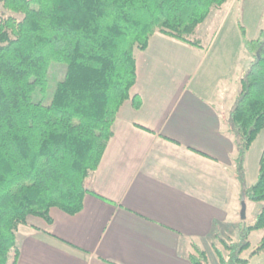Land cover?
Returning <instances> with one entry per match:
<instances>
[{
  "label": "trees",
  "instance_id": "obj_1",
  "mask_svg": "<svg viewBox=\"0 0 264 264\" xmlns=\"http://www.w3.org/2000/svg\"><path fill=\"white\" fill-rule=\"evenodd\" d=\"M229 0H0V264H16V231L29 215L50 221V209L82 210L85 180L99 166L113 135L118 111L131 99L136 53L162 33L192 45L212 10ZM250 54L239 77V91L225 118L236 145L233 177L239 199L261 204L252 224L241 220L236 240L217 229L213 242L219 264H248L252 230L263 234L254 254H264V149L255 182L246 184L245 160L264 129V28L245 38ZM64 76L48 103L50 66ZM191 264H210L194 242Z\"/></svg>",
  "mask_w": 264,
  "mask_h": 264
},
{
  "label": "crops",
  "instance_id": "obj_2",
  "mask_svg": "<svg viewBox=\"0 0 264 264\" xmlns=\"http://www.w3.org/2000/svg\"><path fill=\"white\" fill-rule=\"evenodd\" d=\"M248 54L233 29L199 46L156 32L136 53L140 108L120 107L82 210L29 215L16 264H191L190 243L205 247L237 213L225 118Z\"/></svg>",
  "mask_w": 264,
  "mask_h": 264
},
{
  "label": "rangeland",
  "instance_id": "obj_3",
  "mask_svg": "<svg viewBox=\"0 0 264 264\" xmlns=\"http://www.w3.org/2000/svg\"><path fill=\"white\" fill-rule=\"evenodd\" d=\"M245 30L246 39H254L258 36L261 29L264 28V0H229L222 8L218 10H212L209 16L206 18L196 32L197 38L200 42H204L209 37L210 33H214L217 28L233 29L239 31V35L243 38L240 28ZM205 31V32H204ZM225 32H222L223 35ZM205 34H208L205 36ZM244 40V38H243ZM245 42V41H244ZM249 55V54H248ZM60 63H53L50 66V72L48 76V84L43 92H36L34 95L35 100H40L46 104L51 99L54 91L55 84L58 80H61L64 76V68ZM264 149V130L260 132L255 141L250 147L245 160V173L246 184L249 186L253 184L258 174V162ZM235 183H237L235 181ZM238 185V184H237ZM237 202V203H236ZM237 205V212L230 218L228 224L220 230L222 236L227 241L236 240L237 227L241 220H244L246 224H252L257 213V210L261 207L260 203L252 202L244 199L235 198ZM245 209V217H241L242 209ZM256 212V213H255ZM231 213V212H230ZM263 234L262 229L252 230L248 236L250 247L243 251L241 257L249 258L248 264H264V254H254L250 256L252 250L258 245L261 236ZM212 242L220 249H223L221 243L213 239L209 243L200 245L208 255L210 264H219L217 256L214 252ZM206 248V249H205ZM225 252V251H224Z\"/></svg>",
  "mask_w": 264,
  "mask_h": 264
},
{
  "label": "water",
  "instance_id": "obj_4",
  "mask_svg": "<svg viewBox=\"0 0 264 264\" xmlns=\"http://www.w3.org/2000/svg\"><path fill=\"white\" fill-rule=\"evenodd\" d=\"M244 212H245V209L243 208L242 211H241V217L242 218L245 217V213Z\"/></svg>",
  "mask_w": 264,
  "mask_h": 264
}]
</instances>
